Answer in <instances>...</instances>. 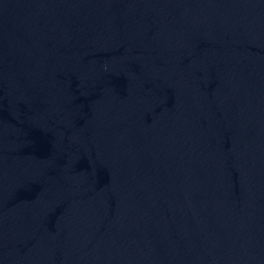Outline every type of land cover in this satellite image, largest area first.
Here are the masks:
<instances>
[{
	"label": "water",
	"instance_id": "95a60500",
	"mask_svg": "<svg viewBox=\"0 0 264 264\" xmlns=\"http://www.w3.org/2000/svg\"><path fill=\"white\" fill-rule=\"evenodd\" d=\"M0 264H264V0H0Z\"/></svg>",
	"mask_w": 264,
	"mask_h": 264
}]
</instances>
